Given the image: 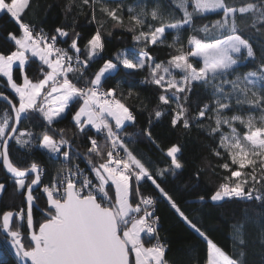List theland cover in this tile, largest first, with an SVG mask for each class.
Instances as JSON below:
<instances>
[{
  "label": "snow or ice",
  "instance_id": "6c2138e0",
  "mask_svg": "<svg viewBox=\"0 0 264 264\" xmlns=\"http://www.w3.org/2000/svg\"><path fill=\"white\" fill-rule=\"evenodd\" d=\"M111 3L115 7L109 6V0H80L79 8L87 7L89 23L96 24L85 39L75 31L74 23L55 27L49 34L28 20L33 0H0V15L10 16L18 25L17 31L8 33L14 49L0 51V75L17 97L14 102L0 92L10 108L0 119V160L26 200V208L0 214L6 243L21 262L31 264H169L168 244L159 235L156 210L162 199L206 241L207 264H247L245 225L236 229L239 252H227L162 186L166 175L185 167L183 145L174 143L162 150L170 158L163 168L154 167L130 147L135 134L127 133L125 126L134 123L136 115L125 101L132 91L125 97L118 85L108 86V80L121 69L128 75L147 71L143 82L158 89L156 120L170 115L171 126L184 130L208 122V135L217 139L212 154L224 161L220 167L227 175L208 198L264 204V0H174L183 15L171 20L172 10L162 0H153L151 6L146 0L127 6L125 0ZM98 5L101 16L116 26L124 25V13H128L125 30L140 46L136 55L120 51L113 58L102 57L105 34L96 15ZM66 10L72 12L71 3ZM209 13L219 15L197 22ZM185 26L189 35L182 40ZM168 30L176 35L166 45L171 49L168 59L159 61L148 48L165 45ZM33 58L40 62L39 79L25 71ZM98 59L103 64L92 72L90 65ZM249 63L252 67L242 71ZM14 66L21 74L20 82L14 78ZM196 88L202 89L204 102L193 114L190 100ZM32 114L44 121L39 132L22 127ZM65 114L71 115L76 135L88 140L83 154L87 172L76 163L82 154L74 147L75 141L65 136L64 129L54 127ZM152 127L150 118L142 134L155 144ZM10 141L26 152L42 148L52 158H62L64 166L52 182L42 184L46 170L41 163H15ZM194 176L198 180L200 172ZM147 183L156 195L142 191ZM37 187L46 197L44 207H39V196L34 194ZM4 189L0 183V194ZM34 210L43 218L35 216Z\"/></svg>",
  "mask_w": 264,
  "mask_h": 264
},
{
  "label": "trees",
  "instance_id": "16d2710c",
  "mask_svg": "<svg viewBox=\"0 0 264 264\" xmlns=\"http://www.w3.org/2000/svg\"><path fill=\"white\" fill-rule=\"evenodd\" d=\"M134 2L135 0H125V5ZM70 3L73 10L69 13L66 9ZM146 3L151 6L153 0H146ZM162 3L166 8L172 10V17H168L169 20L182 17V10L176 6L174 0H162ZM79 5L80 0H33V7L26 18L38 27L44 28L49 34L54 32L55 27L74 23L75 31L86 39L95 31L96 24L89 23L91 19L89 9L84 7L81 10ZM109 6L115 7V4L109 0ZM98 9L99 5L96 15L98 21L103 24L101 31L105 34V51L102 53V57L104 59L113 58L114 54L120 51L136 55L140 51V46H137L133 40V34L125 30L129 26L128 13H124V25L116 26L111 19L102 17ZM218 15L219 13H209L205 17L198 18L197 22L205 23L214 20ZM17 29L18 25L10 16L0 15V51L8 52L14 49V42L8 39V33L15 32ZM107 33H111V35L109 36ZM175 35L173 30H168L166 44L151 46L148 51L159 61H166L171 52V49L166 45L171 43ZM180 35L182 40L189 35L187 26ZM83 44L84 40L82 39V58L86 55L83 51ZM61 46L67 48L68 44H61ZM257 51L259 52L260 49L257 48ZM102 64L103 59L96 60L90 65L91 71L95 72ZM251 67L252 64L249 63L242 71ZM39 68L40 62L33 58L25 71L30 78L39 79L41 78ZM45 70H47L46 66ZM15 74L18 79L22 78L17 67H15ZM147 77V71L142 70L128 75L127 70L121 69L118 74L108 80V86L118 85V91L122 92L125 97L128 96L129 90L132 91L131 98L125 101L136 115V121L125 126L127 133L135 134L133 137L135 142L131 143L130 147L145 160L151 161L154 167L163 168L169 163L170 158H167L162 150L166 151V148L174 143L183 145L182 159L185 167L178 170L175 175H166L162 186L173 195L189 218L201 226L208 237L227 252L233 254L239 252L236 229L241 224L245 225V238L248 241L245 257L247 264H264V243L261 242V233L264 232V204L255 200L236 199L212 202L208 198L217 184L227 175L226 171L220 167L224 161L212 154V149L217 146V139L208 135V122H205L204 127L194 126L189 130H184L179 126L176 128L171 126L170 115L166 114L156 120L154 111L157 107L158 89L150 83L143 82ZM0 92L9 96L14 102L17 100L14 92L7 85V79L2 75H0ZM203 102L202 89H194L190 100L193 114ZM6 110L10 111L8 103L0 100V119L4 117ZM75 110L76 108L73 107L72 112L74 113ZM150 118L153 124L152 134L156 140L155 144L142 134ZM22 127L39 132L44 127V121L39 114H32L29 120L22 121ZM54 127L64 129L65 136L75 141L74 147L82 154L76 162H87L83 154L89 147L88 140L86 137L76 135L77 129L74 127L71 115L65 114V118L57 122ZM10 156L15 163L20 165L28 164L31 160L41 163L46 170L42 176V184L52 182L56 172L64 166L62 158L54 159L42 148L33 147L30 152H26L12 141L10 142ZM198 171L200 176L197 180L194 174ZM0 183H4L6 188L0 200V214L8 210L18 211L20 207L26 208L25 198L16 190L11 176L4 169L2 160H0ZM142 191L156 195L154 187L150 183L144 184ZM34 194L39 196V207H44L46 198L39 187L34 190ZM201 196L205 197L203 201L199 199ZM156 210L160 217L159 235L168 244L166 258L169 264H207L206 241L183 222L164 200L158 199ZM34 215L40 219L43 218L39 216L38 210H34ZM24 231L27 233L26 226ZM17 260L19 258L6 243L5 234L0 227V264H17Z\"/></svg>",
  "mask_w": 264,
  "mask_h": 264
},
{
  "label": "built area",
  "instance_id": "2783aa9c",
  "mask_svg": "<svg viewBox=\"0 0 264 264\" xmlns=\"http://www.w3.org/2000/svg\"><path fill=\"white\" fill-rule=\"evenodd\" d=\"M42 28V27H41ZM44 29V28H43ZM59 46H61V44L59 45ZM62 47V46H61ZM76 163H78L79 165H80V167L82 168V169H84L86 172L89 170V166H88V164H87V162L85 161V162H82V163H80V162H76ZM158 215V214H157ZM153 243L155 242L154 240L152 241ZM17 264H24V263H22L21 261H19V260H17Z\"/></svg>",
  "mask_w": 264,
  "mask_h": 264
},
{
  "label": "water",
  "instance_id": "95a60500",
  "mask_svg": "<svg viewBox=\"0 0 264 264\" xmlns=\"http://www.w3.org/2000/svg\"><path fill=\"white\" fill-rule=\"evenodd\" d=\"M6 95V94H5ZM7 96V95H6ZM9 99H11L9 96H7ZM0 100H3V101H5L3 98H0ZM12 100V99H11ZM7 102V101H6ZM11 142V141H10ZM9 142V143H10ZM5 169V168H4ZM5 171H6V169H5ZM7 172V171H6ZM9 176H11L9 173H7ZM38 188V187H37ZM36 188V189H37ZM6 189V188H5ZM5 189H4V191H3V193L5 192ZM35 190V189H34ZM3 193L2 194H0V200H1V198H2V195H3ZM46 198V197H45ZM26 201V200H25ZM29 264H31V262L30 261H27Z\"/></svg>",
  "mask_w": 264,
  "mask_h": 264
},
{
  "label": "rangeland",
  "instance_id": "374dc122",
  "mask_svg": "<svg viewBox=\"0 0 264 264\" xmlns=\"http://www.w3.org/2000/svg\"><path fill=\"white\" fill-rule=\"evenodd\" d=\"M128 54L134 56V54L131 53V52H129ZM14 78L17 79L18 82H20V80L22 79V78H21V79H18V78L16 77V74H15V66H14ZM9 88H10V87H9ZM242 130H243V129H242ZM18 258H19V257H18ZM19 260H20V259H19ZM22 263L27 264L28 262H22Z\"/></svg>",
  "mask_w": 264,
  "mask_h": 264
}]
</instances>
